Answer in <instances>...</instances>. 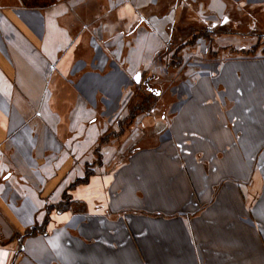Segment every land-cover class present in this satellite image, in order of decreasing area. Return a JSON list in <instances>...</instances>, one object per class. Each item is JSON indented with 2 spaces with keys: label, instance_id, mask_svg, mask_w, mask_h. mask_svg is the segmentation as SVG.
<instances>
[{
  "label": "crops",
  "instance_id": "crops-1",
  "mask_svg": "<svg viewBox=\"0 0 264 264\" xmlns=\"http://www.w3.org/2000/svg\"><path fill=\"white\" fill-rule=\"evenodd\" d=\"M186 2L264 12V0H0V264H264V55L188 62L158 145L107 172L104 199L74 205L90 159L70 132L116 112L132 62L168 44Z\"/></svg>",
  "mask_w": 264,
  "mask_h": 264
},
{
  "label": "rangeland",
  "instance_id": "rangeland-1",
  "mask_svg": "<svg viewBox=\"0 0 264 264\" xmlns=\"http://www.w3.org/2000/svg\"><path fill=\"white\" fill-rule=\"evenodd\" d=\"M255 6L243 3L242 9L238 7L227 15L221 16L220 13L215 17L205 11V4L196 3L193 7L192 2H186L182 16L176 19L177 23L169 22V30L175 26L177 30L172 33L171 29L168 44L160 50H145L147 60L139 67L136 68L132 62V72L136 71L132 75V90L131 93L126 90L116 112L99 115L97 119L88 120L82 129L70 132L73 140L85 143L82 147L73 145L74 149H83V154L90 159L85 174L88 180H76L72 187V190L77 188L72 193L76 208H81L85 202H98L99 197L104 199L103 193H98L101 192L102 180L131 152L140 147L158 145L180 100L186 97L185 91L191 82L184 81L187 79L185 73L193 68L188 62L196 58L201 63L199 67H207L208 60L264 55V32L261 29L264 28V12ZM133 35L135 37L130 44L132 61L135 40L141 36L140 30ZM190 42L196 44L181 50L180 47ZM123 53L126 55L128 51ZM149 83L157 96L151 97L147 104L143 101L150 95ZM53 121L59 125L58 117ZM56 130L58 138L67 134L63 126ZM69 196L70 193L65 200L68 201Z\"/></svg>",
  "mask_w": 264,
  "mask_h": 264
},
{
  "label": "trees",
  "instance_id": "trees-1",
  "mask_svg": "<svg viewBox=\"0 0 264 264\" xmlns=\"http://www.w3.org/2000/svg\"><path fill=\"white\" fill-rule=\"evenodd\" d=\"M56 0H22V3L26 6V7H33V8H44V7H49L52 6L53 4H55ZM151 83L148 84V90H149V96H146L143 103H150V99L153 96H157L156 92L153 91V89L151 88ZM136 108H138V106H136ZM144 108V107H143ZM142 108V109H143ZM88 180V177H83L81 179H78V181L80 182H86ZM66 199L68 198V195L65 194ZM38 232H46V229L44 226H34L33 228L29 229L26 234H36Z\"/></svg>",
  "mask_w": 264,
  "mask_h": 264
}]
</instances>
